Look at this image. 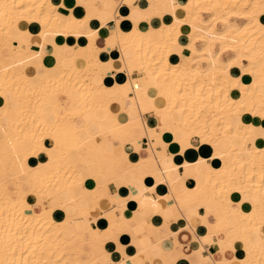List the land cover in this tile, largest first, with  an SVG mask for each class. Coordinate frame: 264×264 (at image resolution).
<instances>
[{"label": "clouds", "instance_id": "clouds-1", "mask_svg": "<svg viewBox=\"0 0 264 264\" xmlns=\"http://www.w3.org/2000/svg\"><path fill=\"white\" fill-rule=\"evenodd\" d=\"M147 5L142 9L139 0H76V7L87 13L76 20L75 9L66 8L64 0L58 5L52 0H0V97L5 100L0 107V264H177L180 259L188 264H264V148L256 146L264 140V127L242 122L244 114L264 120V25L259 22L264 0H147ZM122 6L130 9L129 16H120ZM60 8L69 15L62 16ZM178 12L185 13L183 18ZM166 15L172 17L170 25L164 23ZM21 18L40 23L37 37L20 32ZM92 19L100 21V29L114 21L103 48L95 46L99 29L89 27ZM125 19L132 23L127 33L120 28ZM154 19L159 28L152 26ZM238 21L245 23L241 27ZM142 22L147 30H141ZM184 25L191 28L187 45L179 43ZM58 35L77 41L86 36L89 48L59 46ZM33 44L39 52L31 51ZM113 51H119L118 60L100 62L101 52L110 56ZM60 52L71 55L61 60ZM225 53L231 55L223 58ZM173 54L179 63L169 62ZM45 55L57 64L44 67ZM29 67L34 74H27ZM233 67L241 69L240 77L230 75ZM120 73L126 83L104 86L106 76L115 80ZM245 75L252 76L250 85L243 83ZM53 82L69 91L29 98L20 87L43 92ZM234 90L239 99H233ZM113 103L118 105L115 112L110 111ZM25 107L33 115L17 129L18 150L8 138V127L10 115ZM148 115L157 120L156 128L147 126ZM165 132L172 133L171 144H179V152H169ZM5 139L12 156L8 171L2 154ZM44 140H51V147ZM203 145L212 149L207 159L174 163L176 156L184 157L190 148L199 153ZM129 150L141 156L137 164L129 161ZM40 154L47 161L29 167L27 157ZM217 159L222 162L219 171L212 167ZM147 176L155 180L152 187L143 182ZM86 179L96 180V190L84 187ZM188 179L196 180L195 189L186 187ZM161 184L169 188L167 195L156 193ZM121 187L128 188L127 197L119 195ZM233 192L240 193L238 203L230 199ZM29 196L35 203H28ZM102 199L107 209L101 207ZM129 201L139 206L131 220L124 217ZM244 204L252 211L244 212ZM57 209L66 214L63 224L52 220ZM153 215L163 217V231L150 224ZM101 218L109 219L107 233L92 229ZM180 219L188 221L185 228L171 232L170 223ZM240 221L249 226L238 227ZM196 226H204L208 234L197 235ZM113 230L130 235L131 244L109 236ZM85 235L101 238L94 258H85L83 244L71 247ZM50 240L64 247L57 250ZM110 240L118 261L104 250ZM237 241L243 244L244 259L236 257ZM192 243L199 247L186 254ZM213 244L219 245V259L210 252L204 255ZM127 247H136V256H128Z\"/></svg>", "mask_w": 264, "mask_h": 264}, {"label": "bare ground", "instance_id": "bare-ground-1", "mask_svg": "<svg viewBox=\"0 0 264 264\" xmlns=\"http://www.w3.org/2000/svg\"><path fill=\"white\" fill-rule=\"evenodd\" d=\"M144 1V0H143ZM147 1V0H146ZM181 2L182 3H187V0H181ZM52 3L54 4V5H58L59 3H60V0H52ZM76 4V3H75ZM148 6V5H147ZM147 6L146 7H144V8H147ZM21 8H23V6H21ZM66 8H71L70 6L68 7L67 5H66ZM143 9V8H142ZM59 12H60V14L62 15V16H65V17H67L68 15H69V13H68V11H66V9L65 8H60L59 9ZM14 15V14H13ZM25 15H27L26 13H25ZM72 15L75 17V19L76 20H83L84 19V17L87 15V13L85 14V16H83V17H78V16H76L74 13H72ZM177 15L178 16H180L181 18H183V16L185 15V13H182V12H178L177 13ZM204 15V18L207 20V19H209L210 18V13H204L203 14ZM168 21L167 20H165L164 21V23L165 24H167V25H170L171 23H172V17L170 16V15H168ZM92 21H93V19L90 21V23L89 24H91L92 23ZM99 21V20H98ZM259 22H260V24H262V25H264V15H261L260 17H259ZM241 27L244 25V21H238L237 22ZM98 24V23H97ZM18 25H19V29H20V32H24L25 30H27L28 32H30L31 34H32V36L33 37H37L38 36V34L42 31V28H41V25H40V23H38V22H36V21H33L32 23H28L27 22V19H25V18H21L19 21H18ZM100 25V24H99ZM98 25V26H99ZM123 25V24H122ZM97 26V27H98ZM154 28H159L160 27V24H158V25H152ZM147 27H148V24L146 23V22H142L141 24H140V28H141V30H147ZM120 28H121V30L123 31V32H130L131 31V29H132V23H131V26L130 27H128V28H123L121 25H120ZM97 29V28H96ZM223 30V26H221V27H219V24L217 25V31H222ZM180 31L184 34V35H186L185 37H187L188 38V34L191 32V28L188 26V25H184V26H182L181 27V29H180ZM14 35H18V34H15L14 33ZM63 36V35H62ZM81 37V36H80ZM83 38H84V40L86 41V43H87V45L85 44V43H79V47L80 48H82V49H88L89 48V40H88V38L86 37V36H82ZM76 38V37H75ZM21 39H27L26 37H21ZM76 41H77V39H76ZM56 43V42H55ZM189 43V40H188V42L187 43H185V44H181V45H187ZM13 44L15 45V42H13ZM61 45H63V44H65V43H60ZM85 44V45H84ZM13 45V47H16V46H14ZM75 45V44H74ZM201 47H202V45H201ZM31 51L32 52H39L40 51V49H39V47L38 46H36L35 44H33V46H32V48H31ZM87 54H90V53H86V55ZM185 56H188V55H190V53L188 52V51H185L184 53H183ZM120 55V54H119ZM60 56V59L61 60H63L64 58H65V56H67V55H64V53L62 54V55H59ZM173 56H175L177 59L176 60H172V57ZM230 56V55H229ZM45 57H46V55L43 57V65H44V67H46V68H52L53 66H55L56 64H57V60L53 57V56H51L52 57V59H51V61L49 62V63H46L45 62ZM120 57V56H119ZM228 57V56H227ZM227 57H223V58H227ZM119 58H117V60H118ZM99 60H100V62L101 63H107V62H104V61H102L101 59H100V57H99ZM113 60V59H112ZM169 62L170 63H173V64H177V63H179V56H177V55H175V54H173L172 56H170L169 57ZM245 65H247L248 64V61H244L243 62ZM32 69V68H31ZM30 69V70H31ZM30 70H29V68L27 69V74L28 75H32V73L30 72ZM230 75L233 77V78H238V77H240V75H241V69L239 68V67H233V68H231L230 69ZM19 83V82H18ZM243 83L244 84H246V85H250L251 83H252V76L251 75H245L244 77H243ZM114 85V84H113ZM113 85H111V86H113ZM120 85H123V84H120ZM105 86V85H104ZM20 87H21V91L27 96V97H32V96H34V95H40V96H46L47 94H48V92L49 91H51L53 94H55V92H57V91H69V88H68V86L67 85H64V84H60L59 82H53L52 84H50L49 86H48V88H46L43 92H38V91H36L35 89H31V88H29V86H27V85H20ZM106 88H111V87H107V86H105ZM240 92H238V91H233L232 92V97H233V99H239L240 98ZM5 106V100H4V98H2V97H0V107H4ZM33 115V111H32V109L31 108H29V107H25V110L23 111V112H20V113H17V112H13L11 115H10V120L12 121V123H11V125L8 127V138H11V139H13L15 142H16V144H17V149L18 150H20L21 149V147H22V145H21V141H20V139H19V133H18V131H17V129L18 128H20V127H25L26 126V122L27 121H29L30 120V117ZM17 122H19V123H17ZM122 122V121H121ZM124 122V121H123ZM242 122L244 123V124H251V125H254V126H256L257 128H259V127H264V120H261L259 117H253V116H251L250 114H244L243 116H242ZM147 126L149 127V128H155L156 126H157V120H154V123H149L148 121H147ZM165 137H170V139L172 140L173 139V136H172V133L171 132H165L164 134H163V141L166 143V141H167V139H165ZM51 141V140H50ZM43 143H44V146L45 147H51V144H52V142H51V144L50 145H46L45 144V140L43 141ZM178 146H179V144H178ZM256 146L258 147V148H264V140H257L256 141ZM180 147V146H179ZM180 149V148H179ZM189 150H193V151H195L194 149H188L187 151H189ZM186 151V152H187ZM185 152V153H186ZM2 154H3V157H4V159L7 161V164H6V171H8L9 169H11V167H12V156H11V152H10V150H9V148H8V144H7V141H6V139H5V142L3 143V145H2ZM211 154H212V149L210 148V146H208V145H203V146H201V148H200V151H199V153H196V155H195V157L193 158V159H186L185 158V160H187L189 163H195L196 162V160H197V158L198 157H203V158H205V159H207L209 156H211ZM36 157L35 155H32V156H29V157H27V163H28V166L29 167H31V168H35L36 166H37V164L38 163H44V162H46L47 161V157L45 156V158L44 159H38L35 163H29V158L30 157ZM128 159H129V161L132 163V164H137L139 161H140V159H141V156H139L136 160H132L131 158H130V155L128 154ZM184 160V161H185ZM184 161L182 162V164L184 163ZM212 167L214 168V169H216L217 171H219L220 169H221V167H222V162H221V160H219V159H217V160H214V161H212ZM7 180H8V177H6V182H7ZM154 184V183H153ZM165 185V184H164ZM84 187L86 188V189H88L90 192L91 191H94V190H96V188H97V184H96V182H95V180H93V179H86L85 181H84ZM186 187L189 189V190H192V189H195L196 187H197V182H196V180H194V179H190V181H188L187 180V182H186ZM101 194H102V190H101ZM160 196H163V195H165V194H163V193H160L159 194ZM235 197V198H234ZM240 193L239 192H233V193H231V196H230V199L232 200V202L233 203H238L239 202V200H240ZM28 203H30V204H32V203H35V197H33V196H30V197H28ZM243 211L244 212H251L252 211V206L250 205V204H244L243 205ZM59 212H62L61 214L62 215H60L59 216ZM51 216H52V220L53 221H55V223L56 224H63L64 223V221H65V219H66V214H65V212L64 211H62V210H59V209H57V210H55L54 212H52V214H51ZM224 222V217H223V215L221 214V223H223ZM108 224L110 225V222H108ZM249 225H247V224H245L243 221H240L239 222V224H238V227H240V228H247ZM202 228H203V231H202V233H208V229L207 228H205L204 226H202ZM92 229H93V231H96V230H99V232L100 233H107L108 232V228L107 229H104L103 227H101L100 225H97V227H92ZM196 229V228H195ZM261 230H264V229H261ZM112 233V232H111ZM202 233H199V234H202ZM99 239H101V238H92V237H90V236H88V235H85L84 237H83V240H78V241H76L73 245H71V247L72 248H76V247H78L80 244H83V252L85 253V254H87V255H90L92 258H94L95 257V255H96V253H97V245H98V243H99ZM49 243L50 244H52V245H58V248H57V250H59L60 248H63L64 247V243H61V242H59V241H57V240H50L49 241ZM109 243V241L107 242V243H105L104 245H103V247H104V250L105 251H107L106 250V248H105V246L107 245ZM218 245V244H217ZM219 246V245H218ZM235 247H236V253H238V254H236V257H237V259H244V256H245V253H244V250H243V244H242V242H240V241H237L236 242V245H235ZM218 250H219V247L217 248ZM240 252V253H239Z\"/></svg>", "mask_w": 264, "mask_h": 264}, {"label": "crops", "instance_id": "crops-1", "mask_svg": "<svg viewBox=\"0 0 264 264\" xmlns=\"http://www.w3.org/2000/svg\"><path fill=\"white\" fill-rule=\"evenodd\" d=\"M64 3L68 7L70 6L71 8H74L75 9V11L73 13L76 16H78V17L85 16V14H86L85 8L84 7H76V4H75L76 3V0H64ZM139 4H140V7L141 8H144V7L147 6V1L146 0H144V1L143 0H139ZM119 14H120V16L127 17V16L130 15V9L127 6H122V7L119 8ZM168 19H169L168 18V15H166L164 17V21L165 20L168 21ZM99 24H100V21H98L97 19H93L92 23L89 24V27L91 29H93V30H96V28L99 29V39L96 40L95 45H96V47L103 48L104 47V44H105V40L109 36L108 28H112L114 26V21H109L108 28H105V29H100V25ZM158 24H160V21L159 20L154 19L152 21V25L155 26V25H158ZM121 26L123 28H128V27L131 26V21L125 19V20L122 21ZM184 34L181 35L180 38H179V43L180 44H185V43L188 42V38L185 37L186 35H184ZM55 42L59 46H63L64 45V44L61 45L60 43H67V45L69 47H72V46H74V44L76 45L77 43L78 44L79 43H85L86 44V41L84 40V38L82 36L79 38L78 41H76V38L74 36H72V35H69L66 39H65L64 36L58 35V36L55 37ZM14 46H16V43H15ZM46 50H47L48 53H51L53 51L51 45H47V49ZM63 53H64V55H71V54H68V53H65V52H60L58 55H62ZM119 54H120L119 51H113L111 53V55L109 56L108 53L101 52L99 54V57H100V59L102 61L107 62L109 59L117 60V58H119V56H120ZM51 56L52 55H46V57L44 59L46 63H49L51 61V59H52ZM176 59L177 58L175 56L172 57V60H176ZM31 68L32 67H29V70ZM30 72L32 74H34L35 69L32 68L30 70ZM126 80H127V78H126V76L123 73L118 74L116 76L115 80H113L111 76H106L104 78V85L107 86V87L108 86L109 87H112L111 85H113V84H124V83H126ZM117 108H118V105L115 104V103H113L110 106V111L115 112ZM145 119L149 123H154V120H156L153 116H150V115L146 116ZM121 121L122 122L124 121L123 118H121ZM166 139H167L166 143L171 144V141L172 140L170 139V137L169 138L166 137ZM45 144L46 145H50L51 144V141L50 140H45ZM147 144H148V141H147V139H145L143 141V145L146 147ZM179 148L180 147L178 146V144H171V147L169 148V152L175 154V153L179 152V150H180ZM196 153H197L196 151L189 150V151H187L185 153L184 157L176 156L175 157V160H174V163H176L177 165H181L182 162L185 160V158L186 159H193L195 157ZM129 155H130V158L132 160H136L140 156L139 154H137L135 152H132L130 150H129ZM44 158H45V156L43 154H40L39 157H37V156L34 157L33 156V157H30L29 158V163H32L33 164L38 159H44ZM181 172H183V169L182 168H181ZM149 181H152V183H149ZM188 181H190V179H188ZM95 182H96V180H95ZM143 182H144L145 186H147V187H152L155 184V180H154V178L152 176L145 177ZM96 184H97V182H96ZM109 188H110L111 191H113V192L115 191L114 186L110 185ZM156 189H157L156 193L158 195L160 193H163V194L167 195L168 192H169V188L166 185H164V184L159 185L158 187H156ZM128 194H129L128 188H126V187H121L120 188L119 195L121 197H127ZM100 204H101V207L102 208L107 209V201L106 200H103L102 199L100 201ZM138 207L139 206H138V204L135 201H129L128 204H127V211L124 212V217L127 220H131L133 213L137 211ZM204 211L205 210L203 208H200L199 209V212H200V215L201 216L204 215ZM61 213L62 212H59V216L62 215ZM101 220H103V221H101ZM108 222H109V219H107V218H101V219L97 220L96 223L92 225V227H97V225H100L104 229H107V228L109 229L110 225L108 224ZM187 223H188V221L185 220V219H180V220H178V221H176L174 223H170V231L171 232H177L179 229L185 228V226L187 225ZM150 224L154 228L161 229L163 231L162 226L164 225V219H163V217L161 215H153V216H151ZM145 228H147V222L145 223ZM195 228H196L195 229L196 234L199 235V236H201V237H203V236H205V235L208 234L206 232L205 233H202V231H203L202 226H196ZM148 231H151V229H148ZM112 233H114L115 235H118V240H119V243L121 245H130L131 244L132 237L130 235H128L126 232L125 233H119L118 234L116 232V230H113ZM199 233H202V234H199ZM184 234L185 233H181V235H184ZM181 243L183 244L185 242L183 240H181ZM198 247H199V244L198 243H192L191 244V247L188 248V251L186 252V254H190V252L195 251ZM206 247H207V252H205L204 255H207L210 252L213 255L214 258L219 259V257L216 255L218 253V251H219L217 249L219 247L217 244L207 245ZM105 248H106L107 252L112 253V259L114 261H118L120 259V254L116 252V244L113 241L110 240L109 243L105 246ZM136 254H137V248L136 247H127V255L128 256H136ZM236 254H238V253H236ZM167 258H168V256H167V254H165V259H167ZM177 264H188V260H186V259H180L177 262Z\"/></svg>", "mask_w": 264, "mask_h": 264}, {"label": "rangeland", "instance_id": "rangeland-1", "mask_svg": "<svg viewBox=\"0 0 264 264\" xmlns=\"http://www.w3.org/2000/svg\"><path fill=\"white\" fill-rule=\"evenodd\" d=\"M222 25H219V27H221ZM86 45H87V43H86ZM96 46V45H95ZM201 46V45H200ZM229 55H231V53H225V56L224 57H227V56H229ZM88 257H91L90 255H87L86 254V256H85V258H88Z\"/></svg>", "mask_w": 264, "mask_h": 264}, {"label": "snow or ice", "instance_id": "snow-or-ice-1", "mask_svg": "<svg viewBox=\"0 0 264 264\" xmlns=\"http://www.w3.org/2000/svg\"><path fill=\"white\" fill-rule=\"evenodd\" d=\"M117 67H118V65H117ZM165 139H166V137H165ZM149 183H152V181H149ZM156 191H157V189H156ZM101 221H103V220H101ZM108 235L113 237V238L116 236L114 233H109Z\"/></svg>", "mask_w": 264, "mask_h": 264}]
</instances>
